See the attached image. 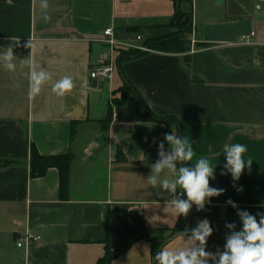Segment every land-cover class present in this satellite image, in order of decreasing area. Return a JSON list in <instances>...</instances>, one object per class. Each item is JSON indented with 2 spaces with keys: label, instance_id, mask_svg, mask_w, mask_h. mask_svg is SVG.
Instances as JSON below:
<instances>
[{
  "label": "crops",
  "instance_id": "1",
  "mask_svg": "<svg viewBox=\"0 0 264 264\" xmlns=\"http://www.w3.org/2000/svg\"><path fill=\"white\" fill-rule=\"evenodd\" d=\"M46 2L0 0V50L11 46L17 57L15 72L0 65V160L12 162L0 168V264H97L106 247L124 244L128 225L164 241L160 251L186 248L180 233L203 219L213 228L206 250L223 251L226 223L242 229L238 210L264 213V0L183 1L190 50H151L121 63L119 50L138 51L176 32L174 0ZM107 29L120 44L115 70L110 80H92V69L111 54L102 42ZM251 33L253 42L243 44ZM30 53L36 70L51 76L36 96L19 61ZM65 76L75 86L58 96L52 87ZM128 84L134 91L124 99ZM146 108L174 121L153 120ZM171 132L192 141L191 164L203 156L215 167L216 187L225 191L206 203L207 214L193 213V205L187 217H176L166 208L171 195L147 182L158 144ZM226 143L246 145L244 159L253 162L238 181L221 175ZM31 146L43 156H73L65 198L57 169L31 177ZM26 229L40 240L19 248ZM152 251V241L139 240L111 264H154Z\"/></svg>",
  "mask_w": 264,
  "mask_h": 264
},
{
  "label": "clouds",
  "instance_id": "2",
  "mask_svg": "<svg viewBox=\"0 0 264 264\" xmlns=\"http://www.w3.org/2000/svg\"><path fill=\"white\" fill-rule=\"evenodd\" d=\"M42 7H48L46 0H43ZM43 19L47 22L51 17L45 15ZM25 47L32 50V41L29 40ZM16 60L13 47L7 46L0 50V65L5 70L15 72ZM19 61L21 66L29 69V95H38L42 86L51 80L50 74L43 68L36 70L31 53ZM74 86L72 78L65 76L54 83L52 91L58 96H63ZM165 141L169 145L167 150ZM247 150L246 145L241 143L224 144L226 163L221 175L230 173L233 181H238L245 168L250 169L253 163L250 159L247 162L244 159ZM195 155L192 141L187 137H180L174 132L165 133L163 141L158 144V159L150 165L151 173L147 182L152 188L162 189L171 195L172 198L167 201L166 208L171 206L176 217L181 215L187 217L193 205L198 211L203 210L206 203H210V198L218 197L225 191L210 187V179H215V167L203 156L191 164ZM178 188L181 190L179 193ZM185 194L187 199H182L181 196ZM227 204L237 208L231 199ZM237 215L242 223V229L237 231L235 223H226L225 227L229 229V233L225 236L223 251L217 249L212 253L206 250L207 240L213 234V228L208 219H203L197 222L195 228H186L180 233L183 239L187 236L188 247L165 248L157 252L155 255L157 264H209V261L212 264H264V213H257L254 216L248 211L238 210Z\"/></svg>",
  "mask_w": 264,
  "mask_h": 264
},
{
  "label": "trees",
  "instance_id": "3",
  "mask_svg": "<svg viewBox=\"0 0 264 264\" xmlns=\"http://www.w3.org/2000/svg\"><path fill=\"white\" fill-rule=\"evenodd\" d=\"M186 0H174L176 4V12L172 20V25L181 29L176 35H172L167 38L146 41L143 46L147 47L149 50L167 52V53H185L190 50V42L185 39V34L188 33L191 28V15H186L179 9V4ZM198 47H206L205 44H198ZM143 53L140 51L133 50H119L117 56V62L121 63L123 61L136 59L142 56ZM124 99L128 95L129 91H134L133 88L128 84L123 90ZM145 107V106H144ZM147 109V108H146ZM148 113L149 110L147 109ZM150 114V113H149ZM153 120L163 121L165 123H172L174 119L172 118H159L150 114ZM112 119L111 112L109 113L105 122H110ZM73 161V156L71 154L65 155H54V156H43L41 155L34 146H31L30 154V172L32 178H41L46 175L47 171L51 168H55L59 172V182H60V194L62 197H66L69 190V175H70V165ZM12 164L11 161L0 160V168H6ZM210 187L217 188L214 179H210ZM216 200L217 197H212ZM186 218H181L178 226L175 228L174 232H180L183 225H185ZM139 240H148L153 243V263L157 264L155 260V255L160 251L161 246L164 241L152 240L146 231H139L134 226L128 225L127 227V239L124 244L115 251H111L106 247L105 255L98 261L97 264H111L112 261L123 254H125L136 242Z\"/></svg>",
  "mask_w": 264,
  "mask_h": 264
},
{
  "label": "built area",
  "instance_id": "4",
  "mask_svg": "<svg viewBox=\"0 0 264 264\" xmlns=\"http://www.w3.org/2000/svg\"><path fill=\"white\" fill-rule=\"evenodd\" d=\"M103 35L105 39L102 42L110 47L111 54L108 59L101 61L95 68L92 69L90 73V78L92 80H110L115 70V48L120 44L114 39L112 29H107ZM253 37L254 33L242 36L241 42L243 44H251L253 42ZM137 41H142V38L138 36ZM136 50L140 52L151 51L145 46L138 47L136 48ZM192 212L199 214H207L209 213V209L205 207L203 210L198 211L196 206H194ZM39 240V236L35 235L30 229H26L24 233L19 236L16 244L19 248H22L24 246H29L31 243L38 242Z\"/></svg>",
  "mask_w": 264,
  "mask_h": 264
},
{
  "label": "rangeland",
  "instance_id": "5",
  "mask_svg": "<svg viewBox=\"0 0 264 264\" xmlns=\"http://www.w3.org/2000/svg\"><path fill=\"white\" fill-rule=\"evenodd\" d=\"M179 32H181V29L177 28V29H176V32H175L173 35H176V34H178Z\"/></svg>",
  "mask_w": 264,
  "mask_h": 264
}]
</instances>
